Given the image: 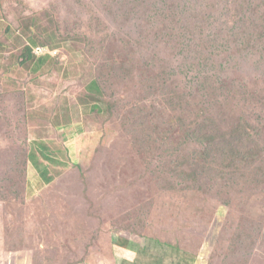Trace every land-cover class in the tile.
Segmentation results:
<instances>
[{"label": "rangeland", "instance_id": "obj_1", "mask_svg": "<svg viewBox=\"0 0 264 264\" xmlns=\"http://www.w3.org/2000/svg\"><path fill=\"white\" fill-rule=\"evenodd\" d=\"M40 141L73 160L51 186ZM0 209L63 242L263 264L264 0H0ZM61 248L36 263H76Z\"/></svg>", "mask_w": 264, "mask_h": 264}, {"label": "trees", "instance_id": "obj_2", "mask_svg": "<svg viewBox=\"0 0 264 264\" xmlns=\"http://www.w3.org/2000/svg\"><path fill=\"white\" fill-rule=\"evenodd\" d=\"M27 49L29 50V58L31 59L33 50L32 48ZM49 54L53 55L52 52ZM47 59L48 57L46 54V56H43L39 61L40 66L38 69H41V67L46 64ZM35 71H37V69ZM88 91L90 94H93L94 97L103 96V91L96 81L89 86ZM99 107V104H95L92 112L96 113V111L100 109ZM98 112L102 113L101 110H98ZM72 125L73 124H65L63 129L70 130ZM59 126L62 127L61 125ZM97 151H99V149H97ZM100 152L101 151H99V154ZM61 156H66L67 161L62 160ZM29 157L31 163L38 171L46 186H51L57 178L52 174L51 169H56L58 166H61L62 168L68 167V164H71L73 161L68 147L59 148L57 146L54 149L49 145V142L44 141L36 142L33 145ZM10 217H12V215L8 211L2 213V210L0 209V245L2 247V250H0V264H25L24 260L21 258L28 254H31L32 261H34L33 264H37V258L43 259V257L47 258L52 255L49 253L61 254L63 255L61 257H65V251L61 248L62 246H65L70 255H78V257L75 258L76 263L74 264H79L81 260L95 262L100 257L109 256V254L114 253L116 247H124V240L129 238L128 233L117 232L118 234L116 236V232L107 231L104 233L105 236H108L107 238H103L104 235L99 234L92 238H70L66 239V242H63L61 239L43 233V231L33 234L29 232V225H27L26 221L13 223L9 220ZM45 225L46 223L42 222L40 225L35 226L38 228L39 226L44 227ZM56 228L57 227H53L52 230H55ZM121 230L129 231L130 228L120 229L119 231ZM129 233L131 232L129 231ZM259 237H262L261 231ZM50 238H53V240H50ZM140 238L142 243L145 242V247L148 252H150V249L155 252V248H159V253L163 261L165 253H170L172 256H182V258L186 256L187 264H197V259L200 258L197 255L188 253L187 250H184L177 245L168 243L165 240L164 243H162L158 238L153 236H141ZM64 261L66 260L63 259L62 262ZM62 262L60 263L62 264ZM172 264H174V262ZM202 264H205V261H203Z\"/></svg>", "mask_w": 264, "mask_h": 264}, {"label": "crops", "instance_id": "obj_3", "mask_svg": "<svg viewBox=\"0 0 264 264\" xmlns=\"http://www.w3.org/2000/svg\"><path fill=\"white\" fill-rule=\"evenodd\" d=\"M124 241V247H116L114 253L109 254V256L100 257L97 261L93 262V264H172L173 262L174 264H187L186 256L182 258V256H172L170 253H165L163 261L159 253V248H155V252H153L152 249L148 252L145 247V242H134L138 245V247L135 248L132 247L130 239H125ZM0 250H2L1 245ZM49 254L54 255V253ZM21 259L24 260L25 264H33L34 262L32 261L31 254H28ZM198 260L199 259H197L196 262L197 264L199 263ZM262 263L264 264V260Z\"/></svg>", "mask_w": 264, "mask_h": 264}, {"label": "built area", "instance_id": "obj_4", "mask_svg": "<svg viewBox=\"0 0 264 264\" xmlns=\"http://www.w3.org/2000/svg\"><path fill=\"white\" fill-rule=\"evenodd\" d=\"M43 48H38L37 50L38 51H41L42 52V55H39V56H44L46 55L47 53L45 51L42 50ZM37 50H36V54H37ZM38 55V54H37Z\"/></svg>", "mask_w": 264, "mask_h": 264}, {"label": "clouds", "instance_id": "obj_5", "mask_svg": "<svg viewBox=\"0 0 264 264\" xmlns=\"http://www.w3.org/2000/svg\"><path fill=\"white\" fill-rule=\"evenodd\" d=\"M36 53V52H35Z\"/></svg>", "mask_w": 264, "mask_h": 264}]
</instances>
